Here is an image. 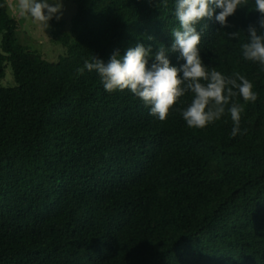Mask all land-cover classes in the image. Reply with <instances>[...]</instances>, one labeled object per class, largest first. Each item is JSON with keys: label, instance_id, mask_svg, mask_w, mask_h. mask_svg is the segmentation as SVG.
I'll use <instances>...</instances> for the list:
<instances>
[{"label": "trees", "instance_id": "16d2710c", "mask_svg": "<svg viewBox=\"0 0 264 264\" xmlns=\"http://www.w3.org/2000/svg\"><path fill=\"white\" fill-rule=\"evenodd\" d=\"M175 2L74 0L67 28L49 22L63 47L51 60L19 40L0 0V264H264V66L241 51L254 0L229 18L234 29L196 25L208 70L238 72L258 93L235 98V137L227 110L188 127L190 92L160 121L84 69L138 42L170 47Z\"/></svg>", "mask_w": 264, "mask_h": 264}, {"label": "clouds", "instance_id": "9594fccd", "mask_svg": "<svg viewBox=\"0 0 264 264\" xmlns=\"http://www.w3.org/2000/svg\"><path fill=\"white\" fill-rule=\"evenodd\" d=\"M157 2L155 0V6ZM159 3L167 6L166 0H159ZM248 6L249 0H176L174 15L179 27L171 32L170 47L161 44L154 52L152 44L138 42L123 54L115 49L107 63L93 55L91 61L85 60L84 69L96 71L109 93L130 91L149 106L150 115L160 121L166 120L180 98L190 92L193 98L181 110L187 126L203 129L220 120L227 110L233 122L231 135L235 137L241 133L244 112V106L235 98L242 97L245 104L254 103L258 93L253 91L252 82L238 72L226 76L215 69L208 70L198 47L203 29L198 31L196 25L207 20L217 23L219 29H234L229 18ZM252 7L258 15L243 30L247 42L241 45L242 56L244 60L264 66V0H254ZM63 8V0H16L13 10L47 29L53 18L61 19ZM227 35L229 39H238L240 33L230 31ZM154 39L145 35L143 40ZM170 53H178L177 61L183 63L172 64Z\"/></svg>", "mask_w": 264, "mask_h": 264}, {"label": "rangeland", "instance_id": "374dc122", "mask_svg": "<svg viewBox=\"0 0 264 264\" xmlns=\"http://www.w3.org/2000/svg\"><path fill=\"white\" fill-rule=\"evenodd\" d=\"M7 2L9 13L19 21V40L24 43L31 42L29 45H31L33 49L39 50L51 60H56L59 54L63 53V47L53 41L54 35L51 24L49 28L44 29L31 18L21 17L13 10L16 0H7ZM63 5L64 8L62 18L65 19V28H67L70 25V20L76 11V6L74 0H63ZM9 71L10 70L7 69V72ZM10 78L11 77L9 76V79Z\"/></svg>", "mask_w": 264, "mask_h": 264}]
</instances>
